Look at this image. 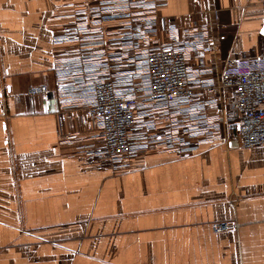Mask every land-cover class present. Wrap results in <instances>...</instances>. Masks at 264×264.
Segmentation results:
<instances>
[{"label":"crops","instance_id":"0c3cea01","mask_svg":"<svg viewBox=\"0 0 264 264\" xmlns=\"http://www.w3.org/2000/svg\"><path fill=\"white\" fill-rule=\"evenodd\" d=\"M261 3L0 0V264H264V146L228 148L231 91L204 90L264 68ZM184 47L194 97L151 108L146 54ZM104 80L136 99L129 142L151 148L113 174L85 112ZM167 117L180 157L156 147Z\"/></svg>","mask_w":264,"mask_h":264},{"label":"built area","instance_id":"2783aa9c","mask_svg":"<svg viewBox=\"0 0 264 264\" xmlns=\"http://www.w3.org/2000/svg\"><path fill=\"white\" fill-rule=\"evenodd\" d=\"M261 5L264 14V0ZM85 30H90L89 25H86ZM102 46L106 49L107 38L102 39ZM79 49L80 47L76 46V50ZM185 50L186 47L178 50L158 48L146 54L145 68L149 86V94L146 98L151 108L170 105L177 99L191 100L194 97L196 87L189 83ZM84 58L85 56H81L79 61L82 63ZM260 61L264 62V36L254 63L258 64ZM204 90L208 96L231 91L234 99L231 112L236 122L233 125V136L227 142L228 148L250 150L264 146V68L242 73H223L217 85L206 87ZM47 91L46 86L39 85L29 88L27 95L41 96ZM135 108L136 99L129 95V91L125 90L117 94L110 80L93 85L92 104L85 108V112L88 119L100 124L99 162L104 170L111 174L127 171L131 168L135 153L146 154L151 149L147 144L133 146L129 142V134L136 127ZM228 115L229 112L224 113L223 117L227 118ZM164 122L165 135L156 147L172 149L180 157L183 155V146L170 132L171 119L167 117ZM202 128L205 131L206 125ZM84 156L90 160L95 158L92 150H87ZM236 226L226 222H214L210 225V229L213 233L219 234L228 232Z\"/></svg>","mask_w":264,"mask_h":264},{"label":"water","instance_id":"95a60500","mask_svg":"<svg viewBox=\"0 0 264 264\" xmlns=\"http://www.w3.org/2000/svg\"><path fill=\"white\" fill-rule=\"evenodd\" d=\"M261 34L264 36V25H263Z\"/></svg>","mask_w":264,"mask_h":264}]
</instances>
